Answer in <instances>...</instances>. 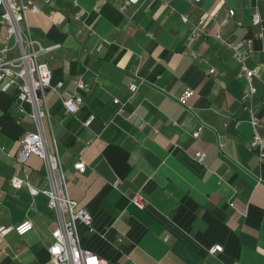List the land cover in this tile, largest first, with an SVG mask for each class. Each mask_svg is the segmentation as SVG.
<instances>
[{
    "label": "crops",
    "instance_id": "crops-1",
    "mask_svg": "<svg viewBox=\"0 0 264 264\" xmlns=\"http://www.w3.org/2000/svg\"><path fill=\"white\" fill-rule=\"evenodd\" d=\"M32 1L39 10L25 13L30 34L43 45L58 44L43 55L52 81L73 89L80 76L88 85L79 90L83 101L75 113L48 91L50 118L42 119L69 195L92 215V231L77 224L81 247L105 264H264V160L248 148L247 108L264 136V0H146L127 13L117 7L121 0ZM229 7L235 14L223 37H252L254 53L245 59L257 67L250 100L233 50L213 35ZM79 8L90 28L73 19ZM254 8L259 24L251 22ZM192 23L206 34L190 39ZM3 34L0 24V45ZM135 68L145 81L131 92ZM1 86L0 226L29 218L33 227L0 236V264H51L55 218L46 196L9 182L19 176L46 186L39 156L15 158L20 138L35 125L17 111L15 91ZM196 150L205 151L202 162L193 158ZM80 159L83 171L74 167ZM135 193L144 197L143 208L130 202ZM217 243L222 250L208 252Z\"/></svg>",
    "mask_w": 264,
    "mask_h": 264
},
{
    "label": "built area",
    "instance_id": "built-area-1",
    "mask_svg": "<svg viewBox=\"0 0 264 264\" xmlns=\"http://www.w3.org/2000/svg\"><path fill=\"white\" fill-rule=\"evenodd\" d=\"M43 3H51L52 0H41ZM146 0H121L118 2V9L122 13H127L129 7H136ZM166 2V0H163ZM199 2L200 0H189ZM224 1V0H219ZM76 2V1H75ZM38 6L32 0H0V24L4 26L3 40L0 45V83L2 89H13L15 91V105L20 114L29 115L34 122V128L24 132L19 140L20 149L15 154L19 162H25L31 155L39 156L43 161L44 175L46 178L45 187H37L27 179L13 176L9 179L13 187L25 186L30 194L42 193L46 196L47 206L52 210L55 218V225L50 230L51 242L47 247L51 264H105V261L96 253L84 249L80 245L77 224H84L88 230H93L92 215L90 211L77 199L69 195L67 189L66 174L62 166V160L57 151L51 152L48 149L43 129L42 119L50 118L47 105L46 94L48 91L56 93L62 105L68 112L75 113L82 104L83 97L79 90L87 89V83L79 76L73 80L74 88L63 87L61 80L52 81V72L48 60L43 55L58 44L43 45L34 38L29 31L25 21V13L28 11L37 12ZM82 9H77L72 17L81 21L82 25H89L82 20ZM235 14L233 7L227 8L226 15L219 21L218 27L213 35L223 40L233 50V54L240 63V70L246 78L245 97L250 100L255 92L252 84V77L257 73V67H249L245 59L254 53L252 37H246L238 42L230 41L222 35V27L227 25ZM184 22H188L186 14H180ZM240 24L239 20H235ZM251 22L260 23V15L254 8L251 13ZM261 28V27H260ZM81 28L77 29L79 33ZM206 29L199 23H192L190 39L198 35L206 34ZM257 36H262L261 30ZM193 57L198 53L191 51ZM208 71L214 72V67H209ZM137 79H130L127 87L131 92H135L139 83L145 79L137 74L133 69ZM116 102L117 98L114 99ZM27 104L29 109L25 107ZM250 111L249 122L253 133L248 142V148L255 151L260 161L264 160V136H262L259 119L254 114V109L248 105ZM89 117L85 123L90 122ZM202 125H199L191 132L193 137H198ZM218 145L222 147L224 142L218 137ZM11 155L10 152H8ZM205 151L196 150L193 158L202 162L205 158ZM74 167L83 171L85 163L80 159L74 163ZM258 180H262L258 177ZM137 207L145 206V199L140 193H135L130 197ZM33 224L29 218H25L19 223L0 226V236L9 230H15L22 235L32 229ZM222 250V245L217 243L208 248V252L217 253Z\"/></svg>",
    "mask_w": 264,
    "mask_h": 264
}]
</instances>
